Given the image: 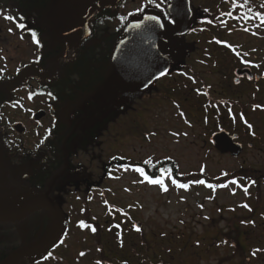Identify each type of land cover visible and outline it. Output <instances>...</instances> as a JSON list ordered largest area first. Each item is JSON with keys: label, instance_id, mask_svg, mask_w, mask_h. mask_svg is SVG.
Instances as JSON below:
<instances>
[{"label": "flooded vegetation", "instance_id": "af4514ba", "mask_svg": "<svg viewBox=\"0 0 264 264\" xmlns=\"http://www.w3.org/2000/svg\"><path fill=\"white\" fill-rule=\"evenodd\" d=\"M63 4L66 11L59 14L56 23L54 18L48 21ZM169 5L171 0H155L153 4L148 0H0V171L15 157H28L33 146L43 144L44 133H59L61 121L70 123L93 103L105 102L103 97L110 102L111 95L104 93L113 88L124 92L113 79L120 69L117 51L129 32V22L141 21L147 12L161 14L170 22ZM190 8L187 33L160 35L171 64L167 74L153 83L159 92L158 101L156 94H151L153 102L171 100L170 92L181 78L187 105L195 94L201 97L198 102L204 100L192 106L194 111L227 113L229 121L223 118L216 129L236 137L235 142L243 148L238 158L255 146L264 150V54L257 55L260 49L264 53V26H254L257 13H264V0H190ZM79 17L88 18V34L73 46L71 33L77 32V23L83 29L82 22H77ZM18 22L26 27L19 28ZM33 31L41 40L40 46L32 39ZM138 32H143L141 27ZM254 37L262 41V47L254 45ZM31 66L37 73L20 79V72ZM213 75L231 81L228 98L209 93L212 86L207 77ZM190 91L194 95L188 97ZM41 112L44 117L35 120ZM21 114L26 118L19 117ZM17 124L24 130L17 131Z\"/></svg>", "mask_w": 264, "mask_h": 264}, {"label": "rangeland", "instance_id": "374dc122", "mask_svg": "<svg viewBox=\"0 0 264 264\" xmlns=\"http://www.w3.org/2000/svg\"><path fill=\"white\" fill-rule=\"evenodd\" d=\"M254 45L262 47L263 43L254 37ZM258 51L257 55L261 57L264 53L261 49ZM15 65L14 68H16ZM207 79L212 86L213 96L229 97L231 81H225V78L223 80L217 75L209 76ZM178 80L170 92L173 100L168 101L161 98L159 104L148 100L143 104V109L127 120L124 111H120V105L117 104V107L112 109L110 136L114 139L112 147L117 149L115 154H120L122 148L127 155L138 161L148 158L172 157L178 161L183 172L203 169L212 176L218 177H228L233 170L242 165H253L257 169H264V150L257 146L253 147V150H246L241 158H238L239 155L235 157L219 154L214 150L209 143V132L213 128H218V124L223 123L222 120L210 115L205 124L200 112L195 111L189 112L190 124L179 119L177 113L179 105L181 107L186 105L184 107L189 109L204 100L198 102L201 97L190 91L187 96L194 95V97L189 100L191 105H187V90L185 87L183 90V80L181 78ZM131 110L132 107L128 109V111ZM225 114L229 121L227 113ZM21 115L19 117H25L24 114ZM106 181L110 188L106 197L97 194L90 204V210L102 216L106 208L104 201L107 204V200L111 199L123 208L133 206L134 221L129 224V231L121 235H116L117 229L111 227L109 221L104 222L105 230L100 242L86 235V243H83L84 233H76L75 229V232L72 231L65 239L67 245L72 248V252L66 258H62L66 260V263L164 264V261L157 258V255L162 252L165 261L173 263L183 261L184 264H242L237 257H232L231 250L223 246L220 249L216 248L215 252L209 255L204 252V249L208 247L209 240L217 231H229L237 226L240 229L244 228L241 227L242 224L238 225L235 221L237 215L246 213L244 182L238 184L228 181L222 184L226 185L225 187L217 189L199 183L189 184L188 188H180L172 184L171 179L164 178L168 187V190L164 191L162 186L147 182L140 173L133 170L125 171L123 168H119ZM212 196L215 197L214 201ZM254 200V197L249 199L252 205ZM238 205L241 206L237 208ZM2 211L3 214L16 213L13 210ZM255 220L254 227L246 228L250 232L249 238L240 231L239 237L242 242L239 246L240 248L246 247L244 241L249 239V252L258 255L261 260L258 262L264 264L262 259L264 221L258 214ZM137 223L141 224L139 230L135 229ZM141 229L142 234L139 233ZM143 238L153 243L160 239L163 246L165 240L169 238L168 245L170 246L156 254L152 252L140 256L138 253L143 251L141 245ZM80 242L88 249L84 256H80L82 252L79 248V245H82ZM98 247L102 250L99 251ZM54 264H59V262Z\"/></svg>", "mask_w": 264, "mask_h": 264}, {"label": "trees", "instance_id": "16d2710c", "mask_svg": "<svg viewBox=\"0 0 264 264\" xmlns=\"http://www.w3.org/2000/svg\"><path fill=\"white\" fill-rule=\"evenodd\" d=\"M259 23L264 26L260 18H254V26L257 27ZM155 86L156 84H153L144 91L132 94H127L118 88L111 89V92L116 91V93L108 92L104 93V96L111 95L110 102H114L110 103L103 97L105 102L93 103L88 107V110L76 114L75 119L70 123L61 121L60 126H57L59 133L56 134L54 131L52 134L47 133L42 137L43 144L33 146L28 157H21L20 160L15 157L14 161L7 165L8 168L0 171L1 207L18 209L40 196L47 195L57 205L62 216L61 229L57 239L17 264H54L57 262L69 264L65 259H62L72 252V248L67 245L65 239L75 229L76 233H84L83 243H86V235L92 236L97 242H100L105 230L104 222L107 221L110 222L111 227L117 229L116 235L128 232L129 224L134 221L133 206L123 208L118 202H114L115 200L109 199L107 204L104 201L106 207L104 214L98 216L90 210V204L97 194L106 197V193L110 189L106 180L119 168L135 171L137 166L143 167L153 177L160 176V170L166 168L169 172L164 174V178L175 177L180 183L188 185L197 184L193 182L196 180H204L206 185H222L228 181H235L238 184L244 182V188H247L245 200L248 207L244 208L246 213L236 214L237 219L235 220L238 225L242 224L241 227L244 228L240 229L237 226L232 227L229 231H217L209 240L208 247L204 249V252L209 255L215 252L216 248L220 249L223 246L231 250L232 257H237L239 261H242V264H261L258 262L259 256L249 252V239L244 241L246 247L240 248L239 245L242 241L239 236L241 231L249 238L250 232L247 229L254 227L257 214L264 221V169H256L252 165L249 167L242 165L233 170L228 177H218L212 176L203 169L183 172L178 161L171 157L148 158L138 161L127 155L122 148L120 154H115L117 149L112 147L114 139L110 136V125L113 118L112 109L116 108L119 103L118 96H120V104H118L120 111H124L127 120L143 109V104L148 100L153 102L154 97H151V94H156V96L159 94L156 92ZM123 93L124 96H122ZM158 97H156L157 101ZM123 100L124 102H121ZM174 103L177 102L174 101ZM184 106H178V117L186 124H190L189 112H193L194 108L187 109ZM130 107L132 110L128 111ZM195 112L198 110L196 109ZM219 113L211 110L200 112L205 124L210 115L218 119L223 118ZM216 130L213 128L209 133ZM19 151L23 154L21 149ZM146 160L151 162L143 163ZM25 164L30 165L34 170L33 175L26 180L19 178L17 174L18 169ZM142 177L144 178V176ZM253 181L255 183H252ZM252 197L255 199L253 205L249 201ZM211 198L214 201L215 197ZM240 206L238 205L237 208ZM81 220L89 227H81L79 223ZM99 221L102 224H99ZM230 224L232 226L231 220ZM52 226L53 216L46 209L38 210L16 222H0V262L17 250L45 239L50 234ZM91 227H95L97 230L93 232ZM139 233H143L142 229ZM141 242H147V239L143 238ZM83 243L80 242L82 245H79V248L83 253H87L88 249L84 247ZM98 248L99 251L102 250L101 247ZM49 253L52 255L49 256ZM262 256L264 261V255ZM162 257L163 253L161 252L157 258H161L160 260L164 261V264H184L183 261L177 263L165 261Z\"/></svg>", "mask_w": 264, "mask_h": 264}, {"label": "water", "instance_id": "95a60500", "mask_svg": "<svg viewBox=\"0 0 264 264\" xmlns=\"http://www.w3.org/2000/svg\"><path fill=\"white\" fill-rule=\"evenodd\" d=\"M169 9L172 14L171 20H174L175 23L166 22L163 16L158 13L147 12L145 15V17L160 16L164 21L163 28H160L155 21L146 20L145 17L141 19V21L139 19H132L129 22V32L122 38L117 51V63L120 69L113 79V83L116 86L122 87L127 94L147 89L155 80L161 77L160 73L162 71L166 73L168 72L171 62H169L170 59L168 52L161 43L160 35H184L189 30L192 15L190 0H171V6ZM62 11H66L65 4L54 10V12L49 15L48 21H52L54 18V23H56L57 17ZM76 15L81 16V12L77 11ZM87 20V17H85V19L82 17L77 19V22H82L83 29L78 26L77 23V32L71 33L73 46H77L88 34V28L85 27L87 26ZM148 21L149 23L146 24ZM79 25L81 24L79 23ZM137 25L139 26L137 27ZM139 27L142 28L143 32H138ZM147 35H150V37L146 39ZM34 73H37L34 70V67H26L20 72L19 78L25 79L28 75ZM242 73L243 71L240 72L241 75ZM44 115V112L35 115V120H41ZM15 129L17 131L24 130L21 124H17ZM235 138L236 137L230 135L228 131L222 129L215 132L211 136L210 141L214 148L220 153H230L233 156H238L242 153L243 148L240 144L235 142ZM32 173V168H24L20 171L19 175L22 178H27ZM40 209H47L54 216V224L51 234L42 241L18 250L6 258L1 264H14L16 261L26 257L30 253L49 246L57 239L61 229V214L57 205L46 195L24 206L16 213H0V222H16L28 217ZM140 227L141 224L137 223L136 229H139Z\"/></svg>", "mask_w": 264, "mask_h": 264}, {"label": "snow or ice", "instance_id": "6c2138e0", "mask_svg": "<svg viewBox=\"0 0 264 264\" xmlns=\"http://www.w3.org/2000/svg\"><path fill=\"white\" fill-rule=\"evenodd\" d=\"M148 3H149V4H153V3H155V0H148ZM155 6H156V7H160L161 5H160V4H155ZM170 6H171V5H169V7H170ZM141 10H142V9H137V11H141ZM228 15H231V13H228ZM164 16H165V17H168V13L165 12V13H164ZM257 16H259L261 22L264 23V13H257ZM5 19L15 20L16 17H13V16H5ZM145 19H146V20H149V21H155V22L159 25L160 28H163V27H164V21L161 19L160 16H146ZM169 19H170V18H169ZM170 22H171V23H175L174 20H171ZM17 26H18L19 28H22V29L26 27L23 23H19V22H18ZM138 26H139V25H137V27H138ZM10 31H11V29H10ZM31 35H32V39L34 40L35 44H36L37 46H40V44H41V40H40V38L38 37L37 33L33 31V32L31 33ZM229 47H231V45H229ZM246 63H247V62H246ZM166 74H167V73L164 72V71H162V72L160 73L161 76L166 75ZM49 95H51V93H49ZM30 98H31V97H30ZM14 106H15V105H14ZM257 107H259V106H257ZM245 123H247V121H245ZM248 127L251 128L252 125L249 124ZM150 162H151V161L146 160V161H144L143 163L148 164V163H150ZM127 170H128V169L125 168V171H127ZM134 170L137 171V172H139L142 176H144V178H145L149 183H151V184H153V185H160V186H162V188H163L164 191H167V190H168V187H167V185L165 184V181H164V174H167V173L169 172L168 169H166V168H162V169L160 170V171H161V175H160V176H156V177H153L152 175H149L143 167H139V166H137V167H135ZM224 175H227V173H224ZM193 182H194V183H199V184H204V183H205L204 180H196V181H193ZM171 183L174 184V185L179 186L180 188H188V187H189L188 184L180 183L175 177H172V178H171ZM232 183H236V182H235V181H232ZM252 183H255V181H253ZM225 186H226V185H212V184H208V187H209V188H214V187H225ZM245 191L247 192V188H245ZM201 207H202V205H201ZM244 207H248V205H244ZM79 223H80V226H81V227H84V228L89 227V225H87L83 220H81ZM96 230H97V229H96L95 227H91V231L95 232ZM137 230H139V229H137ZM51 255H52V254L49 253V256H51ZM84 255H85V253H83V252L80 253V256H84ZM253 255H255V253H253Z\"/></svg>", "mask_w": 264, "mask_h": 264}, {"label": "bare ground", "instance_id": "6f19581e", "mask_svg": "<svg viewBox=\"0 0 264 264\" xmlns=\"http://www.w3.org/2000/svg\"><path fill=\"white\" fill-rule=\"evenodd\" d=\"M47 24H49L48 22H46ZM48 132H46V133H44V134H47ZM21 166V165H20ZM24 168H32V170H33V167H31L30 165H28V164H25V165H22L19 169H18V172H17V174H18V176H19V178H21V179H24V180H26V179H28L29 177H31L32 175H33V173H34V170H33V173L30 175V176H28L27 178H22V177H20V175H19V173H20V171L22 170V169H24ZM2 210H9L8 208H4V207H1L0 206V212L1 213H4ZM160 240V239H159ZM157 241L156 243H153V241L152 242H149V241H147V242H141V245H142V247H143V251L141 252V253H138L140 256H142V255H145V254H150V253H158L159 251H161V250H164V249H166V247H168V246H170V245H168V240H169V238L167 239V240H165V239H162V240H165V242H164V246L161 244V242L160 241ZM165 244H167L166 246H165ZM29 245H31V244H29ZM36 252V251H35ZM32 253H34V252H32ZM32 253H30V254H32ZM12 254H14V253H12ZM11 254V255H12ZM29 254V255H30ZM29 255H27V256H29ZM10 256V255H9ZM8 256V257H9ZM26 256V257H27ZM7 257V258H8ZM26 257H24V258H26ZM24 258H22V259H19L18 261H16L14 264H17L19 261H21V260H23ZM6 259V258H5ZM4 259V260H5ZM3 260V261H4ZM3 261H1L0 262V264L3 262Z\"/></svg>", "mask_w": 264, "mask_h": 264}]
</instances>
